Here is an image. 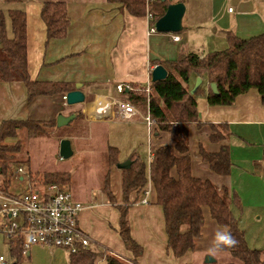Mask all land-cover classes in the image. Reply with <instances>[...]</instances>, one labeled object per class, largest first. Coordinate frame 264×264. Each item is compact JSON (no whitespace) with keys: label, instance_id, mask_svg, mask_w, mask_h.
Masks as SVG:
<instances>
[{"label":"crops","instance_id":"obj_1","mask_svg":"<svg viewBox=\"0 0 264 264\" xmlns=\"http://www.w3.org/2000/svg\"><path fill=\"white\" fill-rule=\"evenodd\" d=\"M49 1L66 4L70 23L65 37L46 42V29L40 17V10L43 3ZM175 2L180 1H172ZM208 2L211 17L218 25L216 30L224 34L230 31L241 38L264 33V0H208ZM19 3L23 5L26 14L27 69L31 79L68 82L73 84V90L78 83L81 84L80 91L81 88H87L90 99L86 100L84 95V101L79 104L87 123H108L115 118H121L99 112L96 108L94 109L96 111H93L90 107L100 96L116 94L115 85L118 83H129L143 89L151 86V71L158 65L157 63L177 58L183 49L180 46L176 48L163 46V41L168 45L180 42L181 38L179 41H173L171 33L157 32L147 35L151 20H148L146 15L132 16L119 4L107 0H20ZM7 29L8 31L10 29L9 20ZM184 47L183 50L189 51V46ZM225 47H216L217 49H210L207 52ZM197 77L200 76L192 74L184 84L188 91ZM200 78L199 88L192 95L196 100L201 123L200 126L192 123L188 127L191 173L195 177L210 180L217 187L225 186L230 194L238 196L240 206L231 202L230 209L248 244L245 230L240 224H246L249 216L255 222L264 220V104L257 90L250 89L238 95L230 105H209L206 98L209 83L206 78ZM62 96L63 94L38 95L28 101L26 88L21 81H0V123L6 119L50 121L58 114L64 116L74 114L75 118L77 109H65L58 102L57 99L63 101ZM64 103L63 101L62 104ZM106 111L108 112V109ZM135 117L142 120L139 116L124 120ZM221 130L224 132L222 139L212 141L210 135ZM83 136L75 137L78 147L77 139ZM155 137V147L149 151L147 164L153 149L158 146L169 145L176 153L168 132L158 131ZM199 144L209 153L218 152L221 145L228 146L232 164L228 175H218L208 168L199 156ZM132 152L137 151L133 150L130 154ZM119 170L116 166H111L108 172L109 189L115 203H111L107 198L100 203L95 201L84 204L78 217L79 227L89 235L96 246L128 263L134 261L135 264H217L214 259L206 263L203 258L207 256L206 254L221 251H210L211 241L217 230L226 228L219 226L211 218L206 206L202 207L204 224L201 228V237L195 240L194 250L187 251L181 257H175L167 249L164 215L162 207L156 203V193L149 181V167L146 190L138 193L133 191L129 194L126 214L131 237L142 247L143 252L135 257L127 250L118 234L120 213L116 205L122 204ZM172 174H175V170H172ZM114 179L117 183L116 189L113 187ZM146 191L148 194L145 196ZM144 198L147 200L146 203L142 202ZM256 240L261 242L260 237ZM6 242L8 244V240ZM33 246L29 248L28 254L21 255V258H31ZM259 246L256 249L261 251L264 260V246ZM8 253L5 257L14 262L10 252ZM199 253L202 254L200 259ZM231 263L233 262L229 261L227 264Z\"/></svg>","mask_w":264,"mask_h":264},{"label":"trees","instance_id":"obj_2","mask_svg":"<svg viewBox=\"0 0 264 264\" xmlns=\"http://www.w3.org/2000/svg\"><path fill=\"white\" fill-rule=\"evenodd\" d=\"M3 1L11 4L20 0ZM107 1L119 4L132 16L146 15V0ZM172 1L155 0L149 4L148 9L152 13L151 23H155L165 13ZM40 17L46 29V42L66 36L70 21L64 2H44ZM225 35L227 46L224 49L207 52L204 55L182 49L177 58L157 63L165 67L167 76L163 80L151 82L148 97L133 90L124 92L125 99L136 106L146 103L145 106L154 120L156 135L158 131L168 132L176 151L174 153L169 145L158 146L153 149L148 164L137 152H132L128 158L131 161L130 166L119 170L122 204L116 205L120 213L118 234L125 248L135 257L140 256L143 249L130 234L126 218L128 196L133 191L138 193L146 190L149 167V181L156 193V203L162 207L164 215L166 247L175 257H181L187 251L194 250L195 240L201 237V228L204 224L202 207L206 206L211 218L219 226L226 228L237 241L233 247L219 249L231 255L234 259L231 264H264L261 251L248 246L244 232L230 209L231 202L240 206L238 196L230 194L225 186L217 187L210 180L195 177L191 173L188 127L192 123L197 126L201 123L196 100L184 86L192 74L206 78L209 84H216L217 93H213L208 87L206 98L209 105H230L238 95L250 89L257 90L264 104V33L249 38L238 37L230 31L225 32ZM0 49L4 54V57L0 58V81H21L26 88L28 101L38 95H65L73 90V84L68 82L31 79L27 69L24 9L10 8L5 12L0 9ZM49 124H55V119L50 121L6 119L0 123L1 188L7 190L10 163L13 154L21 148L18 140L13 144L8 141L17 138L20 129H25L28 137H35L43 130L44 125ZM210 139L218 141L222 136L214 133L210 135ZM198 153L211 171L221 176L229 174L232 164L227 145H221L218 152L209 153L199 144ZM118 154L117 147L107 146L106 161L109 167L119 163ZM172 170H175L174 175ZM70 179L68 172L53 171L44 173L41 183L65 185ZM103 191L108 201L115 203L109 189L108 173L105 176ZM185 224L188 225V229L181 232L180 228ZM8 245L14 263L18 264L22 255L21 239H9ZM98 260H104V264H135L134 261L128 263L119 260L96 245L70 253L68 264H95Z\"/></svg>","mask_w":264,"mask_h":264},{"label":"rangeland","instance_id":"obj_3","mask_svg":"<svg viewBox=\"0 0 264 264\" xmlns=\"http://www.w3.org/2000/svg\"><path fill=\"white\" fill-rule=\"evenodd\" d=\"M173 1H180L185 5L182 29L176 33L181 40L175 45H168L166 41H163V46H175V48L180 46L183 49L184 46H189V51L205 54L210 49L227 46L226 35L216 30L218 25L211 17L208 0ZM10 8L23 9V5L19 2L6 4L3 0H0L1 10L5 12ZM1 57H4V54L0 49ZM130 85L137 94L148 97L143 87L138 88L133 84ZM194 85L195 81L189 92L194 88ZM81 89L86 100L90 99L89 90L87 88ZM113 96L125 99L124 94L116 93ZM57 100L61 103V107L77 109L78 114L69 123L60 127L56 124L58 114L55 118V124L44 125L43 130L35 137H28L26 130L20 129L17 138L8 141V143L13 144L18 140L21 148L20 151L13 154L7 174L9 179L7 190L13 193H21L27 187L32 190H40L44 186L41 183L44 173L65 171L71 176L70 184L57 185L69 190L74 199L80 201L83 206L95 201L100 203V201L107 199L103 191L105 176L109 172L106 161V146L112 145L119 148L118 160L121 162L127 160V156L133 150H136L144 160H147L149 151L155 147V128L148 127L146 122L138 117L130 120L115 118L108 123H87L82 110L80 111V103L69 105L66 102L62 104L63 101L60 99ZM145 104L138 105L142 114H145L147 109ZM221 131L217 132L219 136H223L222 133L224 132ZM85 134L86 136H83ZM79 135L83 137L77 139L79 140L78 147L75 143V137ZM62 139L70 141L73 151V154L65 159L59 155V144ZM18 167H21L23 171L17 172ZM113 187L115 189L117 187L116 179H114ZM249 218L245 222L246 224H240L245 230L248 245L251 248H259V245L264 246V220L255 222L250 216ZM258 237H260L261 242L256 240ZM6 241L7 237L0 233V255L7 257L9 246ZM69 254V251L64 248H38L33 246L31 258L22 257L18 264H68ZM111 255L122 260L112 253ZM201 255L198 254L199 259ZM206 255L203 259L210 257L216 260L217 264L234 262L231 255L225 251ZM95 264H104V260H98Z\"/></svg>","mask_w":264,"mask_h":264},{"label":"built area","instance_id":"obj_4","mask_svg":"<svg viewBox=\"0 0 264 264\" xmlns=\"http://www.w3.org/2000/svg\"><path fill=\"white\" fill-rule=\"evenodd\" d=\"M155 0H146V17L152 20V13L149 11V4ZM231 10V9H229ZM156 33L154 23H150L147 35ZM173 41H179L177 34L171 33ZM118 94H124L133 90L129 83H118L115 85ZM147 95L150 86L143 89ZM106 98L108 115H115L123 119L132 116L141 117L148 127L154 126L147 107L145 114L135 104L115 96H100ZM96 99L97 107L101 106L103 99ZM66 102V95L62 96ZM18 167L17 172H22ZM145 196L148 194L146 191ZM146 203V198L143 199ZM83 209L81 202L74 199L72 193L57 184H49L41 187L40 190L25 188L21 193H13L0 188V233L7 237V240L21 239V254L26 256L29 248L33 245H43L53 248H64L69 253H75L80 248H88L95 245V242L78 225V217ZM0 264H15L4 255H0Z\"/></svg>","mask_w":264,"mask_h":264},{"label":"water","instance_id":"obj_5","mask_svg":"<svg viewBox=\"0 0 264 264\" xmlns=\"http://www.w3.org/2000/svg\"><path fill=\"white\" fill-rule=\"evenodd\" d=\"M185 12V5L182 2L170 3L165 13L158 18L154 27L156 32L159 33H177L182 29V18ZM167 76V70L163 65H156L151 71V82H156L165 79ZM201 78L197 77L195 80L194 88L191 90L190 94L194 93L196 88L200 85ZM81 84H76L75 89L66 93V103L69 105L82 103L84 101V94L80 91ZM209 87L213 93H217V87L215 83H210ZM74 118V114L64 116L59 114L56 118V124L58 127L63 126L70 122ZM73 151L71 149V144L68 139H62L59 144V155L61 158H68L72 155ZM131 164L130 160H125L123 162L117 163L116 167L118 169H127ZM213 259L207 257L205 262H212Z\"/></svg>","mask_w":264,"mask_h":264},{"label":"clouds","instance_id":"obj_6","mask_svg":"<svg viewBox=\"0 0 264 264\" xmlns=\"http://www.w3.org/2000/svg\"><path fill=\"white\" fill-rule=\"evenodd\" d=\"M188 229V225H182L180 228L181 232H184ZM237 241L231 235V233L227 230H217L214 233V236L211 241L210 251H217L224 247H233Z\"/></svg>","mask_w":264,"mask_h":264},{"label":"bare ground","instance_id":"obj_7","mask_svg":"<svg viewBox=\"0 0 264 264\" xmlns=\"http://www.w3.org/2000/svg\"><path fill=\"white\" fill-rule=\"evenodd\" d=\"M99 99H103L101 106H103L104 109H100V107H97V103H98V101H97V102L92 104L93 107L92 106L90 107V108H92L91 110L96 111V110H94L96 108L99 112L102 111V112L107 113L106 109H107L108 102H107L106 98H99Z\"/></svg>","mask_w":264,"mask_h":264}]
</instances>
